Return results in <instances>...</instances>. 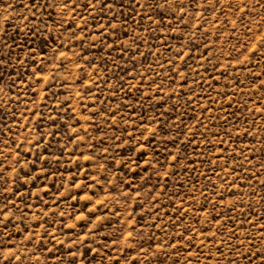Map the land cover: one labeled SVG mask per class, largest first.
Listing matches in <instances>:
<instances>
[{"label":"rangeland","instance_id":"obj_1","mask_svg":"<svg viewBox=\"0 0 264 264\" xmlns=\"http://www.w3.org/2000/svg\"><path fill=\"white\" fill-rule=\"evenodd\" d=\"M0 264H264V0H0Z\"/></svg>","mask_w":264,"mask_h":264}]
</instances>
